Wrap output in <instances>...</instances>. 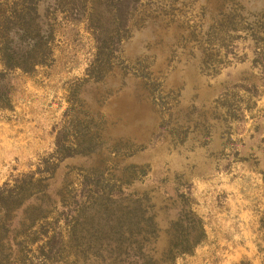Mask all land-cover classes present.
Listing matches in <instances>:
<instances>
[{
	"label": "rangeland",
	"instance_id": "374dc122",
	"mask_svg": "<svg viewBox=\"0 0 264 264\" xmlns=\"http://www.w3.org/2000/svg\"><path fill=\"white\" fill-rule=\"evenodd\" d=\"M31 2L51 55L7 73L0 258L107 264L85 240L121 194L162 229L181 207L201 219L202 241L174 264H264V0Z\"/></svg>",
	"mask_w": 264,
	"mask_h": 264
},
{
	"label": "trees",
	"instance_id": "16d2710c",
	"mask_svg": "<svg viewBox=\"0 0 264 264\" xmlns=\"http://www.w3.org/2000/svg\"><path fill=\"white\" fill-rule=\"evenodd\" d=\"M29 1L10 2L12 7L9 11L2 10L3 5L0 3V111L10 107L11 86L7 73L17 71L30 75L37 67L45 66L51 55L49 45L52 30L49 20L42 15L39 3ZM104 41L103 37L96 38L98 56L104 54L100 51L106 48ZM97 68L91 66L88 74L97 71ZM56 149L65 150L59 142ZM109 198L108 204L95 210L97 219L94 220L93 215L92 220L99 221L88 226L89 238L85 240L88 250L94 248L98 256L99 250L104 248L107 264H174L176 257L191 254L202 241V221L190 209L181 207L176 220L162 229L156 216L146 214L127 195L118 194ZM1 224L5 232L7 226L4 222ZM70 233L75 235L73 225ZM161 237L166 238V241L158 245ZM53 239L45 243L46 249L41 248L42 253L49 258L53 257L56 250ZM19 253L23 254V249ZM93 257L97 258V255L92 254ZM8 259L6 256L0 258V264H6ZM13 260L16 262L19 257L14 255ZM20 260L24 264L22 258Z\"/></svg>",
	"mask_w": 264,
	"mask_h": 264
}]
</instances>
